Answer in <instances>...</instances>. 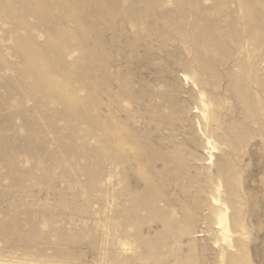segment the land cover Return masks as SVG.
<instances>
[{
	"label": "rangeland",
	"instance_id": "rangeland-1",
	"mask_svg": "<svg viewBox=\"0 0 264 264\" xmlns=\"http://www.w3.org/2000/svg\"><path fill=\"white\" fill-rule=\"evenodd\" d=\"M197 76L264 151V0H0V264H250L215 227L201 140L171 127L175 171L151 164Z\"/></svg>",
	"mask_w": 264,
	"mask_h": 264
},
{
	"label": "bare ground",
	"instance_id": "bare-ground-1",
	"mask_svg": "<svg viewBox=\"0 0 264 264\" xmlns=\"http://www.w3.org/2000/svg\"><path fill=\"white\" fill-rule=\"evenodd\" d=\"M197 77L192 82L194 91L187 92L188 96L183 99L186 103L189 98L196 94V103L194 102L189 106L190 108L187 106L184 109L177 110L178 114L175 117L160 118V123L165 128L157 129L152 145L149 146V149L154 151L151 164L155 167L158 166L159 169L161 168L167 173L175 171L170 170L172 167L175 168L177 164L175 160H178V158L171 154L169 150L172 146L182 145L183 140L179 141L181 143L173 140L171 127L179 131L177 137L197 136L201 140L204 150H206L204 152L207 155L205 165L209 178L217 183L215 193L219 194L217 199L213 198L211 200L212 204L222 205L223 208L216 217L215 227L224 235L227 248L232 256H234L232 250H235V254L240 257L246 256L247 260L248 256L252 258L251 262L249 261L250 264H264V151L259 150L254 142L246 137L248 135L252 136L254 134L252 132L255 130L248 129L247 123L243 120L240 121L236 111L230 108L226 95L227 86L224 92L212 97L206 91V83L203 82L202 78ZM183 79L188 81L186 75ZM185 94L183 92L182 96ZM106 99V160L111 167L115 158V149L117 153L115 159L120 161L118 164L125 174V178H127L130 161L123 160L121 142L114 138L115 124H119L118 129H116L117 133L120 132L121 125L120 121L118 122L119 118L113 117L112 111L113 107H119L120 103L113 104V94L110 86L107 88ZM233 100L238 101L235 97ZM120 108L122 109L121 106ZM182 113H186V115L182 116ZM262 126L261 134L264 135V124ZM193 130L196 131L193 132ZM139 134L142 133L139 132ZM135 143L137 142H132L133 149H137L138 153H133L135 154L133 156L136 160L135 163L139 164L138 160L142 159L143 151L140 147L135 148ZM187 146H190L193 151H197L200 144L193 141ZM197 160L199 159L189 158V162ZM139 162V166H141V161L139 160ZM242 163L243 167L239 172V166ZM132 164L131 167H136L134 163ZM111 172L112 168L109 174ZM110 179L111 175H109ZM134 183L136 184L137 180H134ZM164 183L166 184V182ZM168 183L169 181H167ZM172 188L175 190L174 187ZM249 235H254L256 241H250L249 243ZM247 243L249 244L247 245Z\"/></svg>",
	"mask_w": 264,
	"mask_h": 264
}]
</instances>
